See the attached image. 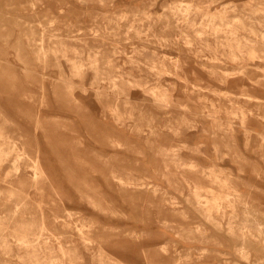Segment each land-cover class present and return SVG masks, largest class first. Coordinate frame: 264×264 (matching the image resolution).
I'll return each instance as SVG.
<instances>
[{
  "label": "rangeland",
  "instance_id": "rangeland-1",
  "mask_svg": "<svg viewBox=\"0 0 264 264\" xmlns=\"http://www.w3.org/2000/svg\"><path fill=\"white\" fill-rule=\"evenodd\" d=\"M262 247L264 0H0V264Z\"/></svg>",
  "mask_w": 264,
  "mask_h": 264
},
{
  "label": "bare ground",
  "instance_id": "bare-ground-1",
  "mask_svg": "<svg viewBox=\"0 0 264 264\" xmlns=\"http://www.w3.org/2000/svg\"><path fill=\"white\" fill-rule=\"evenodd\" d=\"M251 20V19H250ZM217 26V25H216ZM262 32V31H261ZM249 40V39H248ZM40 43H39V50H40V53L41 55H43L44 58H47L48 55H49V52H50V47L51 48H56L57 51H58V47H56L57 45H55L52 41V44L50 46L49 43L47 44V40H46V37L45 35H42V37L39 39ZM50 41V40H49ZM54 51V49H53ZM55 52V51H54ZM19 151V150H17ZM40 155V154H39ZM36 175V174H35ZM201 187H196L195 189V197H196V200L200 201L202 199V197L205 198L204 202L207 203L208 205H211V206H214V207H218V208H221L224 206V204L222 203V201L220 200V195L219 194H215V192L213 191L211 195H203V193L201 192ZM259 225V224H258ZM263 226V225H262ZM260 227V226H259ZM262 230V229H260ZM261 234L262 231H259ZM262 236V234H261ZM258 237V236H257ZM258 239V238H257ZM245 241V240H244ZM261 241V240H259ZM246 242V241H245ZM262 244V243H261ZM262 249H264L262 247ZM258 256V255H257ZM258 263L261 264L263 261H264V258H261L258 256V259H257ZM121 264V263H119ZM127 264V263H125ZM257 264V263H256ZM263 264V263H262Z\"/></svg>",
  "mask_w": 264,
  "mask_h": 264
}]
</instances>
